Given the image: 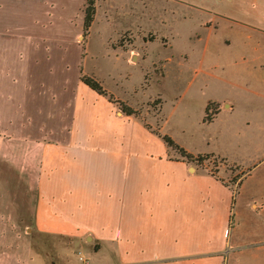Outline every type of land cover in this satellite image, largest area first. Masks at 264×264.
Here are the masks:
<instances>
[{
	"label": "crops",
	"instance_id": "crops-1",
	"mask_svg": "<svg viewBox=\"0 0 264 264\" xmlns=\"http://www.w3.org/2000/svg\"><path fill=\"white\" fill-rule=\"evenodd\" d=\"M165 1L202 29L190 73L201 109L216 107L209 123L253 129L226 130L223 150L260 161L250 171L206 154L243 172L230 185L171 159L136 118L76 82L75 65L53 67L49 49L41 60L32 43L26 51L0 19V264H228L264 250L236 218L264 220V179L250 181L264 160V0ZM34 236L68 238L83 259L68 260L64 247L42 255Z\"/></svg>",
	"mask_w": 264,
	"mask_h": 264
},
{
	"label": "rangeland",
	"instance_id": "rangeland-1",
	"mask_svg": "<svg viewBox=\"0 0 264 264\" xmlns=\"http://www.w3.org/2000/svg\"><path fill=\"white\" fill-rule=\"evenodd\" d=\"M83 6L84 0H0V19L6 27H15L10 29V36L20 38L26 51L32 43L41 60L46 55L44 60L53 67H64L67 61L70 72H74L75 65L78 83L82 75L94 77L113 98L135 110L134 118L150 131L168 136L192 155L213 154L252 171L261 157L223 150L229 142L226 130L243 136L252 134L251 127L229 119L202 123L204 95L190 73L201 50L195 36L203 34L195 18H179L176 6L165 0H95L92 23L82 36ZM1 30L6 34V28ZM150 38L153 40L148 42ZM15 45L9 44L10 49ZM130 54L134 59H129ZM179 55H186V60ZM214 156L202 161L200 167L219 174L226 184L238 182L243 172ZM169 157L175 159L178 155L170 150ZM260 165L250 181L264 179V160L257 167ZM236 218L246 231L255 229L258 238L264 237L263 219L246 213ZM30 245L42 255L46 248L64 247L68 260L81 262L80 248L68 238L34 236ZM250 249L230 262H264V250Z\"/></svg>",
	"mask_w": 264,
	"mask_h": 264
},
{
	"label": "trees",
	"instance_id": "trees-1",
	"mask_svg": "<svg viewBox=\"0 0 264 264\" xmlns=\"http://www.w3.org/2000/svg\"><path fill=\"white\" fill-rule=\"evenodd\" d=\"M94 4H95V0H84V6L82 10L83 16H82V24H81L82 36H86L87 31L92 23L93 16L95 13ZM152 40L153 38H150L148 42ZM79 81L88 89L95 92L97 95L106 98V100L111 104H113L122 115L130 116L133 118L136 117L137 112L135 110H133L131 107L127 106L123 102L119 101L118 99L113 98L112 95L107 93L100 86V83L94 77L82 75L80 76ZM158 100L159 99H157V104H159ZM215 113H216V107L212 103H207L203 111L202 123H209ZM144 127L147 130H149L148 127L146 126ZM150 132L155 134L166 146V148L177 153L178 157L184 160L185 162L192 164L195 162L197 164L196 166H201L202 161L208 160L209 158L212 157V155H206V154L193 156L192 154L186 152L181 147L176 145L168 136L159 134L157 130L155 132L154 131H150ZM238 184L239 183L237 182V185Z\"/></svg>",
	"mask_w": 264,
	"mask_h": 264
}]
</instances>
